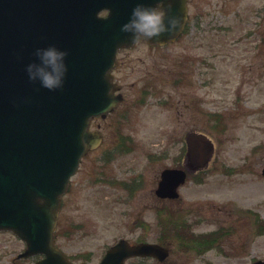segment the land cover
Returning a JSON list of instances; mask_svg holds the SVG:
<instances>
[{
	"label": "rangeland",
	"instance_id": "374dc122",
	"mask_svg": "<svg viewBox=\"0 0 264 264\" xmlns=\"http://www.w3.org/2000/svg\"><path fill=\"white\" fill-rule=\"evenodd\" d=\"M191 12L202 13L199 35L187 32L162 49L124 54L119 76L133 90L101 122L104 141L81 158L60 208L58 244L72 260L95 263L121 237L157 240L155 211L164 204L195 233L221 232L205 253L180 254L188 264L264 260V232L256 230V219L264 223V0H193ZM207 52L204 84L195 62ZM183 56L188 78L175 86L172 73ZM150 70L155 93L141 96V79ZM188 131L206 134L212 152L201 177L187 179L177 199L159 200V173L181 166L176 160ZM174 134L177 145L169 143ZM132 177L138 187L129 183ZM15 240L0 232V264H8ZM169 245L174 260L181 250Z\"/></svg>",
	"mask_w": 264,
	"mask_h": 264
},
{
	"label": "water",
	"instance_id": "95a60500",
	"mask_svg": "<svg viewBox=\"0 0 264 264\" xmlns=\"http://www.w3.org/2000/svg\"><path fill=\"white\" fill-rule=\"evenodd\" d=\"M137 2L0 0V230L23 238L25 255L45 253L40 264H90L68 261L53 245V230L69 176L83 151L101 141L99 132L88 129L90 118L105 116L121 99L111 91L115 85L110 71L116 49L133 43L121 25ZM172 3L173 13L182 17L181 28L172 37L165 33L150 43H166L180 33L186 0ZM103 10L107 13L99 15ZM52 43L69 52L65 85L55 91L30 81L25 71L28 62L38 59L33 55L35 48ZM188 137L191 150L197 147L201 155L198 167H202L211 149L204 150L211 142L202 134ZM185 176L182 169L162 170L156 194L176 197ZM38 196L45 197V203L39 204ZM133 255L162 259L167 250L158 244L130 245L120 239L98 264H124Z\"/></svg>",
	"mask_w": 264,
	"mask_h": 264
},
{
	"label": "flooded vegetation",
	"instance_id": "af4514ba",
	"mask_svg": "<svg viewBox=\"0 0 264 264\" xmlns=\"http://www.w3.org/2000/svg\"><path fill=\"white\" fill-rule=\"evenodd\" d=\"M193 0H187V7H188V17H187V21L185 23V26L181 32V34L178 36V38L171 43L165 44V45H154V44H148L146 42H141V43H134L131 48H120L117 50L116 53V65L112 70V74H113V81L116 83V93H119L122 95V100L119 102V104L116 106V108L114 109V111H116L125 101V99H127V97L129 96V91L132 89L133 90V85H128L126 83L123 82L122 78L119 76V71H120V67L123 66L125 64V62L128 61V59L126 57H124V54L128 51L131 50L135 47L137 48H142V47H146L149 49H162L163 47H166L172 43H177L184 35L187 34V32H191L194 33L196 35H199L200 32L203 31V29L201 28V18H202V13L201 12H196L195 15L191 12V3ZM210 58V53L207 52L206 56H204L201 59H198L195 63L198 64V66L202 67L196 70V74H200V76L202 77V80H200V82L202 83H208V80H203L205 78V75L207 72H209V69L207 68L208 66V61ZM187 57L183 56V60L181 61L180 58H178V65L174 68V72L172 73V79L171 82L173 83V85L175 84V86H178L181 81H183L184 79L188 78V74L186 72V67H189V65L187 64ZM181 62V63H180ZM121 73V72H120ZM122 74V73H121ZM168 77H170V73H168ZM156 78L155 73L150 70L148 73H146L143 77H142V86H140V95H149L151 96V94H154L156 87L153 81ZM113 111V112H114ZM113 112L107 114V116L105 118H100L99 116L93 118L92 122H91V129L94 128H98L101 131V135L103 137V132L101 130V122L105 121L111 114H113ZM95 125V126H94ZM190 132V131H188ZM187 132V133H188ZM104 139V137H103ZM179 137L177 135H173L171 137V141L169 142L172 145H177L179 142ZM103 142V140H102ZM102 144V143H101ZM100 144V145H101ZM183 149H181L180 151V155L181 158L177 159L176 162H180L182 161L183 163V167L187 170L190 171V165L188 164V158L186 156V144L185 141L183 142ZM179 155V157H180ZM175 166V165H174ZM172 167V166H170ZM177 167V166H176ZM189 174V172H188ZM187 174V175H188ZM191 176V175H189ZM194 176V175H192ZM135 190V189H134ZM159 200H168L166 198H161V197H157ZM164 208V206H160L157 208L158 212H162V209ZM171 210L172 212V217L175 218L176 217V211L173 208H167V210ZM183 218V215H181V220ZM183 223V221H182ZM185 224V223H184ZM179 228L178 232H175L172 229V237H165V238H161L160 236L157 237L158 239L155 240V242L160 243V244H164L166 246H168L169 248V253L165 258L162 259H157V258H148L147 256H134V257H130L128 259L125 260V264H188L187 261H185V258L180 256V254H184L185 250H181V252L176 253V258L174 260H170V255L173 254L170 251V243L175 244V246L178 248V240H183L184 237L186 236L189 231H187L185 229L186 225H182L179 226L177 225ZM184 230H186L187 232H183ZM200 238H203L205 241V244L208 245L209 242L211 241L210 235L208 234H198ZM191 236V235H190ZM194 237V236H192ZM142 241H148L145 237H136L133 241H131V243H137V242H142ZM55 243L58 245V236L55 233ZM14 244L16 245L17 249L16 252L13 253V255L10 257L8 264H37L38 261H40L42 258H44L43 254H38V255H33L30 257H17V255H19L25 248V243L19 239L16 238V240L14 241ZM60 246V245H58ZM186 252H190V251H186ZM206 252V251H205ZM205 252H193L195 254H203Z\"/></svg>",
	"mask_w": 264,
	"mask_h": 264
},
{
	"label": "clouds",
	"instance_id": "9594fccd",
	"mask_svg": "<svg viewBox=\"0 0 264 264\" xmlns=\"http://www.w3.org/2000/svg\"><path fill=\"white\" fill-rule=\"evenodd\" d=\"M172 10V0H155L154 3L139 0L133 6L130 18L121 25V31L130 33L133 43L150 42L153 38L159 41L165 33L172 37L183 23L182 17ZM33 55L38 59L25 65L28 79L38 81L41 87L51 91L62 89L68 74V50L52 43L35 48ZM37 202L45 203V197L38 196Z\"/></svg>",
	"mask_w": 264,
	"mask_h": 264
},
{
	"label": "trees",
	"instance_id": "16d2710c",
	"mask_svg": "<svg viewBox=\"0 0 264 264\" xmlns=\"http://www.w3.org/2000/svg\"><path fill=\"white\" fill-rule=\"evenodd\" d=\"M164 221H165V220H164ZM166 222L172 224V220H171V219H167ZM258 226H259V231H264V223H263L262 221H260V222L258 223ZM171 227H172V226H171ZM174 231H175V232H178V231H179V228H178L177 225L174 226ZM183 237H184V239L182 240V243H185V244H187V245H191L192 243H194V244H196V245H199V246H201V247H203V246L205 245L204 240L200 239L199 236H198V237H195V238L190 237V238L187 240L188 243H186V241H185V236H183ZM214 241H215V240H214V237H213V239L209 242V245H213Z\"/></svg>",
	"mask_w": 264,
	"mask_h": 264
}]
</instances>
